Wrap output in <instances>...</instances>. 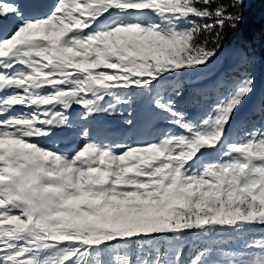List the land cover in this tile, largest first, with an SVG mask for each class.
Here are the masks:
<instances>
[{
  "label": "snow or ice",
  "instance_id": "snow-or-ice-1",
  "mask_svg": "<svg viewBox=\"0 0 264 264\" xmlns=\"http://www.w3.org/2000/svg\"><path fill=\"white\" fill-rule=\"evenodd\" d=\"M256 3L0 0V264H264Z\"/></svg>",
  "mask_w": 264,
  "mask_h": 264
},
{
  "label": "trees",
  "instance_id": "trees-1",
  "mask_svg": "<svg viewBox=\"0 0 264 264\" xmlns=\"http://www.w3.org/2000/svg\"><path fill=\"white\" fill-rule=\"evenodd\" d=\"M253 35L256 37L255 50L257 57L264 55V5H260L259 3H256L248 11L245 23L241 25L239 32L233 34L229 38L225 46L228 44H234L236 47H239L244 41L249 40ZM230 66L222 68L221 71L228 70ZM257 68L259 71V65Z\"/></svg>",
  "mask_w": 264,
  "mask_h": 264
},
{
  "label": "rangeland",
  "instance_id": "rangeland-1",
  "mask_svg": "<svg viewBox=\"0 0 264 264\" xmlns=\"http://www.w3.org/2000/svg\"><path fill=\"white\" fill-rule=\"evenodd\" d=\"M52 2H53V0H25L26 4H35V3L50 4ZM235 48H237V47L234 44H228L225 46V49L221 53L219 61L215 65L214 70H216V69L221 70L222 68L228 67L235 62L236 56H235V53L233 51V49H235ZM80 110L81 109L74 107L73 114H75L76 112H78ZM118 119L119 118L114 120V119L106 117V116L97 117V120L101 124H111V125H115L118 122Z\"/></svg>",
  "mask_w": 264,
  "mask_h": 264
}]
</instances>
